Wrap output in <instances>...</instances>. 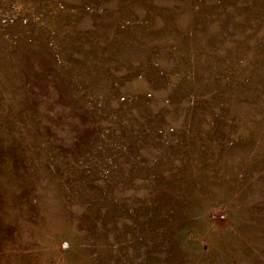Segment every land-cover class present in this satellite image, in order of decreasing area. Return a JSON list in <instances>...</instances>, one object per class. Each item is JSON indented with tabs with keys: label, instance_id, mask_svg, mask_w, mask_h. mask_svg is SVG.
<instances>
[{
	"label": "rangeland",
	"instance_id": "1",
	"mask_svg": "<svg viewBox=\"0 0 264 264\" xmlns=\"http://www.w3.org/2000/svg\"><path fill=\"white\" fill-rule=\"evenodd\" d=\"M0 264H264V0H0Z\"/></svg>",
	"mask_w": 264,
	"mask_h": 264
}]
</instances>
